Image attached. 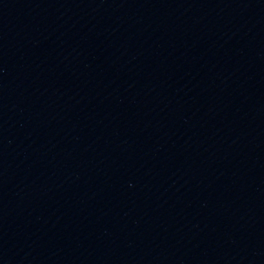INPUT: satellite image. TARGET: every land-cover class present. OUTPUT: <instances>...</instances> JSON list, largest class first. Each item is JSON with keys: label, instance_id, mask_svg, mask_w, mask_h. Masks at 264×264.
Segmentation results:
<instances>
[{"label": "water", "instance_id": "water-1", "mask_svg": "<svg viewBox=\"0 0 264 264\" xmlns=\"http://www.w3.org/2000/svg\"><path fill=\"white\" fill-rule=\"evenodd\" d=\"M0 264H264V0H0Z\"/></svg>", "mask_w": 264, "mask_h": 264}]
</instances>
